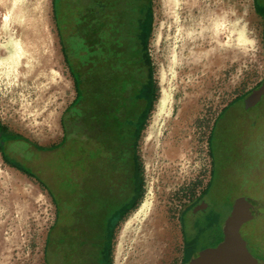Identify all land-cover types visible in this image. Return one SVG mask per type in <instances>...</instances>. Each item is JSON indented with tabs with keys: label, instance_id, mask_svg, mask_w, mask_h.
Here are the masks:
<instances>
[{
	"label": "rangeland",
	"instance_id": "1",
	"mask_svg": "<svg viewBox=\"0 0 264 264\" xmlns=\"http://www.w3.org/2000/svg\"><path fill=\"white\" fill-rule=\"evenodd\" d=\"M53 1L0 0V128L6 137L30 143L37 154L27 163L16 155L29 169L22 172L6 162L0 149V264H50L48 239L57 215L51 194L67 180L73 183V177L63 179V166L76 165L73 153L79 146L69 139V160L64 150H56L64 135L62 122L75 117L74 75L83 73L80 89L93 91L88 64L78 60L83 51H76L74 42L92 6L77 22L68 16L70 0H60L59 28ZM135 3L150 21L144 49L152 88L148 100L130 99L136 115L150 105L132 128L129 179L135 183L111 236L109 264L188 261L183 212L202 196L216 152L218 163L233 165L220 172L213 187L218 211L228 213L222 217L223 236L228 251L250 264L253 253H263L264 217L247 205L233 212L229 204L242 195L264 203V177L250 175L251 167L264 164V129L250 135L256 144L233 136L224 150L223 142L218 145L213 138L222 112L236 104L244 109L243 100L264 82V0H197L191 10L183 0ZM90 37L96 41L95 29H83L84 46ZM144 80L136 81L142 85ZM162 94L166 105L158 111ZM181 104L184 114L178 117ZM259 107L264 114V99ZM116 200L110 196L107 208ZM208 237L199 245L212 241Z\"/></svg>",
	"mask_w": 264,
	"mask_h": 264
},
{
	"label": "flooded vegetation",
	"instance_id": "2",
	"mask_svg": "<svg viewBox=\"0 0 264 264\" xmlns=\"http://www.w3.org/2000/svg\"><path fill=\"white\" fill-rule=\"evenodd\" d=\"M105 1L110 19L105 21V28H98L101 22L98 24L94 22L96 24L92 29H95L98 36L100 34L102 37L107 36L108 69L104 71L89 69L86 72V78L93 88L90 95L86 94L83 88L80 89L85 75L77 74L81 80L79 90L90 99L75 104L74 131L67 132L64 129L61 146L56 149L64 150L65 160H69L73 150L68 145L73 141L69 142L67 138H74L79 145L73 153L76 165L63 166V179L73 177V183L67 180V183L60 185L58 192L51 191L53 202L57 205V215L53 232L48 239L47 261L50 264H109L111 236L123 210L129 205V195L132 193L130 188H134L135 180L130 182L129 179L130 138L132 128L137 127L146 107L140 115H136L134 111L137 106L131 103L130 99L139 93H144L145 96L150 93L152 81L150 72L145 68L143 52H140L142 48L139 46V52L138 49H133L134 52L131 53L129 47L131 37L128 16L132 3V9L137 8L134 5L137 0ZM137 79L145 80L141 85ZM263 99L264 91L255 105L248 110L236 104L222 112L224 118L218 123L213 139L217 140L218 145L223 142V150L226 148V142L231 141L233 136L238 137L245 145L250 140L254 144L257 143V138L250 135L258 134L264 129L263 109L260 110L259 107ZM249 112L250 114H247ZM247 137L249 138L246 139ZM23 144L26 147H23ZM29 146L30 143L22 138L6 137L4 130L0 128V149L9 165L29 171L17 159L19 156L21 161L27 163L37 157ZM34 147L37 146L33 145ZM50 152L53 153L52 150ZM216 155L217 152L213 154V164L202 196L183 212L185 245H188V250L191 251L190 258L196 252L216 247L225 241L222 217L228 213L224 215L218 211L213 187L219 183L220 172L232 168L233 165L218 163ZM47 157L49 158V155L46 156L44 163ZM251 168L253 169L250 171L251 176L260 174L261 178L264 177V164L259 168L258 165ZM254 181L263 185L261 181L257 182V179ZM87 183L89 187L86 186ZM110 196H115L118 201L111 209L107 208L106 204ZM240 198L258 202L256 198L247 195H242L238 199ZM259 203L264 205L263 202ZM232 206L231 201L229 204L231 211L234 210ZM250 207L256 215L264 217V214L255 207L252 205ZM213 229L216 235L212 234ZM208 236L213 242L199 245V242ZM256 257L258 262L254 264H264V250L262 254L257 253Z\"/></svg>",
	"mask_w": 264,
	"mask_h": 264
},
{
	"label": "trees",
	"instance_id": "3",
	"mask_svg": "<svg viewBox=\"0 0 264 264\" xmlns=\"http://www.w3.org/2000/svg\"><path fill=\"white\" fill-rule=\"evenodd\" d=\"M90 1V0H89ZM69 8H68V16H71V20L72 21H80L81 20V15L82 12L84 11V8H86L87 6H92V16L89 18H84L83 20H85V24L79 27L78 33L76 34V39H74L75 42V48L76 51H83V54H81V56H79L78 60L82 63V64H88L89 69L91 70H100V71H104L108 69V61L109 58L107 57V53H108V47H107V36H103L102 34H100V36L96 35V41L93 37H90L88 39V46H84L83 44L85 40H83L82 38V30L83 29H87V28H92L94 27L93 25H95L96 23L98 24L101 21H106L108 19H110L109 17V13H108V8H107V3L105 0H94L92 3H89L88 0H70L69 1ZM59 5H60V0H54L53 1V13H54V17H55V21L56 24L59 26L60 28V24H61V19L64 18L63 15L60 16L59 13ZM260 11H262V9H259ZM264 12V11H262ZM264 14V13H262ZM67 17V15H65ZM61 17V19H60ZM70 19V18H69ZM128 19L130 20V26H129V36L131 37L129 39V47L131 49V53L132 51L134 52L133 49H138L139 52V46L142 48V50H140V52L142 51L143 53V57L144 60L146 58V53H145V43H146V37L149 31V25H150V21L148 20V18L146 19V15H145V11L143 9H141L140 7H137L135 10L134 8L132 9V7L130 8L129 11V16ZM96 22V23H94ZM94 23V24H93ZM103 27H101V25L99 28L103 29L106 27V23L102 24ZM136 33V35H135ZM136 41V42H135ZM76 53V52H75ZM133 73V72H132ZM74 83L77 87V93H76V98L74 100V105L76 103H80V102H85L87 99L89 100L90 98L87 97L86 95H84V93H82L79 90V86L81 85V80L80 78L77 77V75H74ZM139 90V89H138ZM137 91V90H136ZM150 97V93H148L146 96L141 93H139L137 96L132 97L133 101L137 100V99H144V100H148V98ZM91 99H93L91 97ZM132 102V101H131ZM150 105V103H148V105L146 104V109L148 108V106ZM146 112V110H145ZM72 116V113H71ZM145 116V113L143 115V118ZM73 117V116H72ZM142 118V119H143ZM74 119L75 117L71 118V119H67L66 121L62 122L63 124V128L67 131H74ZM141 119V120H142ZM70 137L67 138V140H69ZM27 142V141H25ZM40 149V147H37ZM53 147L49 148V150H52ZM6 160V159H5ZM7 162V160H6ZM8 163V162H7ZM22 172H26L23 170V168H20L18 166L15 165H10ZM52 196V195H51Z\"/></svg>",
	"mask_w": 264,
	"mask_h": 264
},
{
	"label": "water",
	"instance_id": "4",
	"mask_svg": "<svg viewBox=\"0 0 264 264\" xmlns=\"http://www.w3.org/2000/svg\"><path fill=\"white\" fill-rule=\"evenodd\" d=\"M263 91H264V82L260 85L258 89L253 90L250 93V95H248L243 100L244 109L248 110L249 108L254 106L257 100L262 95ZM241 205L242 206L247 205L249 207L250 205H252L253 207H255V209H257V211L262 212L264 214V205L247 198L237 199L233 205V209H234L233 212L237 211V209ZM257 253L259 254V252ZM257 253H253L255 255L250 257V261H248V263L250 264L256 263ZM185 264H247V262L244 263L243 260H241V258L238 257V255L228 251L227 242L225 240L216 247L207 248L194 253L192 257Z\"/></svg>",
	"mask_w": 264,
	"mask_h": 264
},
{
	"label": "bare ground",
	"instance_id": "5",
	"mask_svg": "<svg viewBox=\"0 0 264 264\" xmlns=\"http://www.w3.org/2000/svg\"><path fill=\"white\" fill-rule=\"evenodd\" d=\"M175 3V5H177L175 1H173ZM171 2V3H173ZM197 0H183V3L185 5V7L189 10L192 9V7H194V5L196 4ZM5 3V2H4ZM3 5V4H2ZM7 10V9H6ZM166 97L163 96L162 94V97L161 99L158 101L157 103V109L158 111H160L162 108L164 109L165 107V99ZM184 109H185V106H183V104H181V106L177 109V114H178V117H182L183 114H184ZM30 112V111H29ZM155 122H153V124L150 126L149 128V131H152L153 130V126H154Z\"/></svg>",
	"mask_w": 264,
	"mask_h": 264
}]
</instances>
